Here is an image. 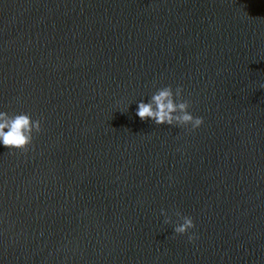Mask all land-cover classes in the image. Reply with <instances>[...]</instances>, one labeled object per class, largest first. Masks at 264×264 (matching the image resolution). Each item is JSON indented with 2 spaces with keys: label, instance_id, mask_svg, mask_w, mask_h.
Returning <instances> with one entry per match:
<instances>
[{
  "label": "water",
  "instance_id": "water-1",
  "mask_svg": "<svg viewBox=\"0 0 264 264\" xmlns=\"http://www.w3.org/2000/svg\"><path fill=\"white\" fill-rule=\"evenodd\" d=\"M0 112V264H264V0H0Z\"/></svg>",
  "mask_w": 264,
  "mask_h": 264
},
{
  "label": "clouds",
  "instance_id": "clouds-1",
  "mask_svg": "<svg viewBox=\"0 0 264 264\" xmlns=\"http://www.w3.org/2000/svg\"><path fill=\"white\" fill-rule=\"evenodd\" d=\"M183 91L182 87H177L175 91L171 86L160 88L148 103H139L136 114L142 120L151 118L156 125L190 126L189 130L195 131L203 125L204 120L189 112L191 101L183 98ZM41 131V121H33L29 114L9 115L7 112H0V143L5 147L27 152L33 142V134ZM162 214L166 217L165 223H172L167 211L162 210ZM175 215L179 218L174 228L176 234H187L196 227L192 217L184 216L179 211ZM196 239L194 233L189 235L190 241L194 242Z\"/></svg>",
  "mask_w": 264,
  "mask_h": 264
}]
</instances>
